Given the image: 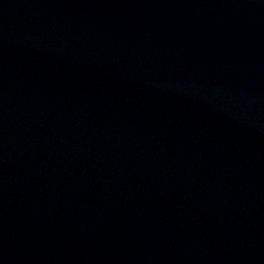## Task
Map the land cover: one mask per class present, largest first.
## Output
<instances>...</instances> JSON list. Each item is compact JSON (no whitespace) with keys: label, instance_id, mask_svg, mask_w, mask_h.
<instances>
[{"label":"water","instance_id":"water-1","mask_svg":"<svg viewBox=\"0 0 264 264\" xmlns=\"http://www.w3.org/2000/svg\"><path fill=\"white\" fill-rule=\"evenodd\" d=\"M0 264H264V0H0Z\"/></svg>","mask_w":264,"mask_h":264}]
</instances>
